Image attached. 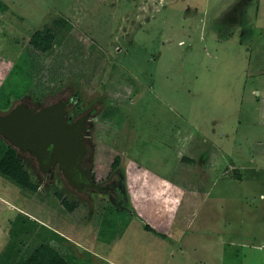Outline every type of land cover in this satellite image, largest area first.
Segmentation results:
<instances>
[{
	"label": "rangeland",
	"instance_id": "374dc122",
	"mask_svg": "<svg viewBox=\"0 0 264 264\" xmlns=\"http://www.w3.org/2000/svg\"><path fill=\"white\" fill-rule=\"evenodd\" d=\"M36 31L52 35L46 51ZM60 99L71 119L88 113L82 162L115 190H78L10 144L38 188L0 171V264L41 244L69 264H123L137 244L133 264H151L150 244L122 237L151 213L161 228L174 218L185 244H227L209 262L153 264H264V155H249L264 147V0H0V114ZM88 229L121 244L94 248Z\"/></svg>",
	"mask_w": 264,
	"mask_h": 264
},
{
	"label": "water",
	"instance_id": "95a60500",
	"mask_svg": "<svg viewBox=\"0 0 264 264\" xmlns=\"http://www.w3.org/2000/svg\"><path fill=\"white\" fill-rule=\"evenodd\" d=\"M65 113L62 100L38 110L19 104L0 114V136L34 156L42 172L57 164L67 182L78 187L87 184L86 170L81 167L86 152L82 137L87 117L67 121Z\"/></svg>",
	"mask_w": 264,
	"mask_h": 264
},
{
	"label": "crops",
	"instance_id": "0c3cea01",
	"mask_svg": "<svg viewBox=\"0 0 264 264\" xmlns=\"http://www.w3.org/2000/svg\"><path fill=\"white\" fill-rule=\"evenodd\" d=\"M261 120H262L261 124H263L264 120L262 118H261ZM253 144H251L252 147H251V151L249 154V155H251V158L255 159V157L258 158L257 156H260L261 154L264 155V147L262 146V144H259L258 141L256 142V145H253ZM260 145L262 146L263 150L259 147ZM244 167L245 166H240V168H244ZM248 181H250V180H248ZM248 199H252V198H248ZM166 205L171 207L174 204L173 203L172 204L167 203ZM129 211L130 212L132 211L131 208L129 209ZM148 215H150L152 217V219L147 218L145 220V223L151 228V230L148 229V227H143V225L141 226L140 224L138 225L135 222L134 223L130 222V224L128 226L126 225L125 228L123 229V236L122 237H123V242H124L123 244H128L127 246H129V244L130 245L135 244L133 242L135 240V238H138V239L143 238L146 241L145 242L146 247H148V244H150L149 247L147 248L146 257L147 258L149 257L148 261L151 264L156 262L154 259L157 258V260H159L160 257H162V254L165 256H172V257L176 256L179 258H183V257L186 258V257L191 255L194 261L195 260L205 261V259H209L208 260V262H209V261H211L210 260L211 256H214L216 258L217 256L221 255V250L223 247H225V250H226L227 244L222 243L223 239L219 235L218 236L216 235L218 238L217 243H219V244H204L201 241H198V242L194 241L193 244H185L186 242H184V239H185L186 235H184L185 233L181 231L180 226L177 227L175 225L174 218H172L170 220V224L169 225L167 224L168 226H166L165 228H161L159 226L157 218L154 216V214L151 213ZM148 215L146 214V217ZM176 216H178V214ZM142 222L143 221H140V223H142ZM176 223H177V220H176ZM83 233H84L83 238L85 239L86 243L89 245L92 244V246L94 248H98V249L100 247L104 248V244H111L112 251H114V248L118 249V244H121L120 243L121 235H119V233L116 235V237H114L115 236L114 235L110 239H107L106 241L101 240L102 243H101V241H99L100 238L98 236V231L96 234H89L90 229H88L86 232H83ZM158 233L160 235H158ZM174 244H178V247L182 248L181 250L184 249L185 253H182V252L176 253L177 250L176 249L173 250L175 248ZM260 245L264 246V244H260ZM235 246H236V248H239V247L242 248L243 244H236ZM108 247H109V245H108ZM186 247H188V248L190 247L192 249H193V247H196V251L201 249V251H203V252L200 255L199 252L195 253V251L190 250V249H186ZM257 247H259V245ZM135 248H138L137 244L135 246L133 245L131 247L130 251L124 250L123 257L120 258L119 260H121L123 262V264H133V257H134V254L136 252ZM205 248L207 249L208 252H210V254L206 252ZM263 250H264V247H263ZM191 251H192V253H190ZM129 252L132 253V254H130V256L128 254ZM206 253H207V256H206ZM95 254L99 255L98 252ZM116 257L117 258L121 257L119 252H116ZM217 258L220 259L221 257H217ZM117 262L118 261H116V260H113V261L110 260L109 264H118ZM175 262L178 264H181L180 259L176 260ZM223 263H226V262L225 261L222 262V260H215L213 264H223ZM163 264H165V263L163 262Z\"/></svg>",
	"mask_w": 264,
	"mask_h": 264
},
{
	"label": "trees",
	"instance_id": "16d2710c",
	"mask_svg": "<svg viewBox=\"0 0 264 264\" xmlns=\"http://www.w3.org/2000/svg\"><path fill=\"white\" fill-rule=\"evenodd\" d=\"M52 35L47 34L46 31H36L30 39V44L40 50L46 51L49 47ZM2 146V147H1ZM0 171L12 178L19 187L36 191L38 185L31 181L30 177L22 170L21 159L17 156V149L13 148L10 144L5 143L0 139ZM116 164H113L114 167ZM65 208L69 211L75 209V205L66 204ZM149 228V226L146 225ZM151 230V229H150ZM21 264H69L67 263L53 248L47 244L39 245L34 252Z\"/></svg>",
	"mask_w": 264,
	"mask_h": 264
},
{
	"label": "flooded vegetation",
	"instance_id": "af4514ba",
	"mask_svg": "<svg viewBox=\"0 0 264 264\" xmlns=\"http://www.w3.org/2000/svg\"><path fill=\"white\" fill-rule=\"evenodd\" d=\"M61 100V99H60ZM84 115V114H83ZM83 115H81V116H83ZM86 115V123H87V119H88V113L87 114H85ZM65 119L67 120V121H72V120H75V119H77V118H72L71 119V116H70V114H66L65 113ZM85 128H86V126H85ZM85 130V129H84ZM83 133H84V131H83ZM83 138V137H82ZM81 167H82V169H85L86 170V178H87V184H85V185H81V186H78V187H75V186H73L74 188H77L78 190H80V189H82V188H85V187H90V188H100L101 190H106V189H110V190H108V192H114V190H112L111 191V189L112 188H109L108 186H105V185H101V186H99V185H97L96 183H94L93 181H92V178H91V176H90V173H89V170L87 169V167L83 164V162H82V164H81ZM50 169H53V171L54 172H57V173H60V174H62V172H61V170L58 168V165L57 164H55V165H51L50 166ZM65 178V177H64ZM65 181L67 182V179L65 178ZM68 183V182H67ZM69 184V183H68ZM70 185V184H69ZM70 186H72V185H70ZM76 189V190H77Z\"/></svg>",
	"mask_w": 264,
	"mask_h": 264
}]
</instances>
